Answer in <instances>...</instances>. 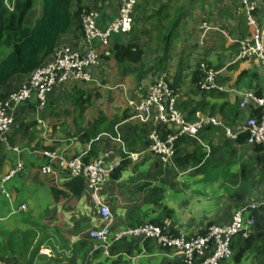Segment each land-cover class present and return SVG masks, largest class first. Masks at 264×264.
Masks as SVG:
<instances>
[{
    "label": "crops",
    "instance_id": "obj_1",
    "mask_svg": "<svg viewBox=\"0 0 264 264\" xmlns=\"http://www.w3.org/2000/svg\"><path fill=\"white\" fill-rule=\"evenodd\" d=\"M140 1L150 3V0H138L135 9L138 16ZM257 1L260 5L255 13L256 24L264 32V0ZM118 4V0H74L71 9H93L98 13L99 25L105 27L117 16ZM190 5L192 4L187 6L182 18L186 21L191 16L189 24L193 19H201L196 25L201 45L194 50L187 45L183 63L179 57L172 60L168 55L163 71L166 73L158 74L157 78L165 76L170 87L174 86L171 88L176 93L178 109L181 104L188 111L197 109L192 119L187 111L179 109L187 120L195 121L196 113L201 112L218 117L225 126L238 132L249 117L258 113L252 106L246 109L240 107L243 96L247 92L264 95L263 60L257 57L238 58L240 41L254 35L255 26L249 23L244 14L238 13V0H219V4L207 12L199 9L201 2L193 8ZM160 8L154 7L153 11ZM195 8L199 10L190 15ZM41 15V7H35L30 19L34 21ZM184 19L180 27L185 24ZM79 20L80 17L77 19L75 15L60 41L61 44L69 43L83 50L84 33ZM192 24L193 22L191 31ZM204 26H209L210 29L203 33L202 38ZM117 34L122 33L113 34L111 46L114 41H120L115 37ZM168 39L169 45L171 38ZM102 54L103 51L102 59L95 67L97 69L92 70L93 80L98 74V67L103 64ZM198 67L204 77L209 68L219 71L216 78L218 88L200 87L201 90H198L197 85L192 82V74ZM27 76L15 75L2 86L0 92L7 94L18 89ZM157 78H150L145 84L137 86L135 98H142L143 92L149 87L147 96ZM52 93L53 91L49 93L46 102L38 107L35 93L21 103L7 143L0 139L1 180L15 168V158L22 167V160L26 166L16 187L10 183L8 191L2 185L0 191V261L5 264L12 262L6 258L15 257L12 247L5 249L7 238L13 234L19 239L34 237L33 235L45 239L30 264H184L183 256L175 250L162 248L155 240L144 237L120 240L112 245L115 246L113 252L112 247L108 253L105 252L87 233L90 219L98 215L85 188L86 183L84 182L82 195L63 194L61 197L59 195V199L55 198L52 186L65 191L64 185L70 181L67 178L69 173L65 167L56 163H59L58 160L51 162L46 154H42L43 151H55L63 159L82 153L84 158L89 156L92 160L105 150L113 149L116 160L122 164L126 161L122 169L113 173L107 181L102 193L115 226H136L148 220L162 223L174 233L183 232L191 237L190 234L211 224L229 225L234 210L254 200L252 196L257 192L256 175L264 178V147L257 151L256 145L248 144L244 136L243 142H239L241 134L237 139H230L224 126L207 125L196 137L188 135L191 138L188 137L178 146V149L194 155L193 164L178 166L175 154L168 164H164L158 155L146 152L148 132L145 129L150 124H143L138 117H135L138 120H134L135 106L130 119L128 116L116 115L108 121L102 115L89 125H77L76 135L70 136L62 132L65 120L60 117V109L53 106ZM76 107L79 109V117H82L85 109ZM153 113L154 110L150 117ZM97 123L100 124L97 126L98 132L86 137L85 131ZM38 125L39 129L36 128ZM108 125L109 128H105ZM159 128L161 129L160 123ZM161 131L163 134V129ZM178 132V127L174 126V132L171 133L177 135L176 139L182 135ZM131 153L139 155L135 159L129 156ZM45 165L52 167V172L44 175L42 168ZM262 211L264 210L256 212L260 218ZM15 215L19 217L15 218ZM12 218L13 221L5 225ZM254 234L256 235L255 232ZM262 243L264 242L259 246ZM259 246H256L255 251L259 256L258 264H264V251H260ZM233 263L235 262L226 264Z\"/></svg>",
    "mask_w": 264,
    "mask_h": 264
},
{
    "label": "built area",
    "instance_id": "obj_2",
    "mask_svg": "<svg viewBox=\"0 0 264 264\" xmlns=\"http://www.w3.org/2000/svg\"><path fill=\"white\" fill-rule=\"evenodd\" d=\"M244 15L250 24L255 26V34L240 41L238 58L257 57L264 62V32L257 27L255 13L258 10L257 0H240ZM117 16L107 26L101 27L98 21V13L93 9L82 8L79 17L83 27V50L69 43H59L51 60L37 67L30 76L22 82L18 89L2 95L0 93V139L7 143L8 133L15 121L17 108L27 101L33 93L36 95L37 107L43 105L50 92L61 83L74 81H93L92 70L100 63L101 51L111 44L113 34H127L132 30L135 9L138 0H118ZM202 38L209 26L202 27ZM201 38V37H200ZM219 71L209 68L203 80L200 82L202 89L218 88L217 75ZM137 117L143 123H149L152 110L156 113L157 123L150 124L148 135L149 144L146 152L158 155L163 163H169L175 154V140L177 135L162 134L160 126L169 125L178 127V133L196 137L203 126H224L227 137L237 139L240 134L246 135V142L250 145L264 146V95L258 96L254 92H247L240 102V107L246 109L252 106L258 111V115L249 117L238 132L223 124L221 119L213 115H204L197 112L195 121L187 120L177 108V96L173 88L168 84L165 76L157 78L155 84L150 87V93L140 103L134 105ZM45 154L53 162L58 160L61 166L68 171L67 178L83 177L86 190L94 203L97 215L90 219L92 228L89 235L97 241L100 247L108 253L115 242L123 239L131 240L133 237L153 239L164 248L173 249L183 256L184 264H221L232 258V243L235 237L242 235L247 238L249 229L254 220L255 213L264 210L263 200H251L244 206L238 207L229 225H212L200 235L186 236L183 233H174L166 226L145 221L136 226H122L112 229L113 217L109 207L104 202L102 193L107 181L111 178L115 169L121 164L115 159V151L107 149L98 157L85 160L78 154L70 159H63L55 151H45ZM139 154L131 153L135 158ZM22 168L19 163L12 169L3 181H7ZM44 174L52 172V167L45 165L42 168ZM24 206V205H23ZM25 207V206H24ZM0 264H5L0 261Z\"/></svg>",
    "mask_w": 264,
    "mask_h": 264
},
{
    "label": "trees",
    "instance_id": "obj_3",
    "mask_svg": "<svg viewBox=\"0 0 264 264\" xmlns=\"http://www.w3.org/2000/svg\"><path fill=\"white\" fill-rule=\"evenodd\" d=\"M36 1L37 0H0V49L3 46L6 48H10V51L2 59H0V90L2 86L15 75H28V78L37 67L49 62L54 54L56 47L59 45V43H61V35L64 34L70 28L75 15L78 19L79 13L82 8L78 7L75 11H72L71 6L74 0H41L40 3L42 15L39 18L34 19L33 21L30 19V17L33 8H35ZM189 4H192L189 7L193 8L196 4H198V2H196V0H185V2L181 1L179 4H175L174 7L169 3H164L160 9H158L157 11H155V13L151 15L154 16V18L156 19V24L162 28L164 27L165 32L167 31L165 34H162V40H164L165 43V47L163 48L164 55L161 60L158 61V63L154 67H152L154 71L165 69L166 62L169 59L167 55L169 53L168 38L179 27V22L184 16V13L187 10V6ZM191 15H193V13H191ZM79 25L82 29V23L80 20ZM133 29L134 25L132 27V30ZM178 32L179 28L175 33ZM109 52L110 51H108V53ZM103 54L104 55L102 56L107 59L109 58L110 54L107 55L106 50L103 51ZM144 54L145 51L140 48L137 43H124L120 41H116L115 43H113V56L117 62L123 64H142L141 61L144 57ZM203 78L204 74L198 67L192 74V82L197 85L198 90H201L199 81ZM79 82L81 81H74L69 83L73 85L72 90L74 94L72 101L73 104H75L76 106H79L81 109H85L86 106H88L89 104L87 103L89 101V98L85 97V89L76 88V84ZM0 93L2 95L8 94H4L2 92ZM179 109L182 112L187 111L191 119L193 118L192 115L197 110L194 109L188 111L183 104L179 106ZM81 112L83 111L81 110ZM97 126L99 127L100 124L97 123L91 129L86 130V137L88 136V134L91 135L98 132ZM160 127H163V136H165L167 133L174 132V126L173 128H171V126L166 124L164 126L161 125ZM204 127L205 126H203L201 131L204 129ZM105 128H109V125ZM145 130L148 132L149 135L150 127ZM243 136L246 140V135L241 134L238 138L239 142H243ZM83 137L85 138L84 135ZM188 137V135H180L178 136L175 142V163L180 167H185L194 163V155L192 153L178 149V146ZM148 144L149 141L147 139V146ZM262 148L263 147L260 145L255 146V149L257 151H260ZM98 156L99 155H97L96 157ZM85 160H90L89 156H87ZM124 164H126V161L123 164L121 163V165H119V168L117 167L118 169L116 168L113 173L122 169V166ZM23 169H26V166L25 168L23 166L19 171ZM2 182L6 181L2 180ZM84 182L85 181L83 177H76L70 179V181L64 185L65 191H61V189H59L58 187L52 186L53 195L55 198L58 199L59 195L61 197L63 194L65 196H68L70 194L74 196L82 195L85 187ZM152 223H154V221ZM155 224L158 223L155 222ZM201 233L203 234L205 232L202 231ZM33 236L34 237L27 236L25 238L23 237L22 239H19L16 234H13L7 238L5 244L7 246L5 247V249L12 247L13 251H15V253H13L17 257V260L12 261L11 264H30L32 258H34L33 256H35V254L37 253L40 246L45 240L41 239V237H39L38 235ZM234 240V246L239 245V249L235 256V262L238 263L241 261L244 254H246V252L254 246L255 237L253 234H251L247 238H243L242 235H238L236 238H234ZM147 242L145 243V245H147ZM114 248L115 246L112 247L111 252H113ZM259 250L264 251V243L259 246ZM3 254L4 252L2 250V255ZM221 264L226 263L223 262Z\"/></svg>",
    "mask_w": 264,
    "mask_h": 264
},
{
    "label": "rangeland",
    "instance_id": "obj_4",
    "mask_svg": "<svg viewBox=\"0 0 264 264\" xmlns=\"http://www.w3.org/2000/svg\"><path fill=\"white\" fill-rule=\"evenodd\" d=\"M182 0H150L149 4H145V2L139 4V16L135 14L134 18V29L127 34H117L115 37H117L121 42H134L137 43L140 48H142L145 51L144 57L141 61L142 64H133V63H127L123 64L120 62H117L114 59L113 56V45L103 49L102 51L106 50V54H110L109 58H105L103 56V64L98 67V74L95 76V80L91 82H79L77 83V89H85V97L89 98V101L87 103L88 106H86L85 111L82 115V117H79V109L73 104L72 98H73V91H72V85H69V83H61L58 84L52 93V102L53 106L55 108L60 109V117L61 119L65 120V126L62 129V132L66 135H76V126L83 124V125H89L90 122L95 121L98 117H102V115H105V117L108 119V121H111L114 116L120 115L122 117L128 116L129 119L133 117V109H134V103H140L147 94V89L143 92L142 98L138 99L135 98V91L138 88L137 86L141 85L142 83H146L145 81L149 80L150 78L158 77V74H163L166 72H163L164 69L159 71H154L152 67H154L158 60L163 57L165 47L163 38L164 27H160L156 24V19L152 15V11L154 7H161L164 3H169L170 5L179 4ZM201 2V7L199 9H202V11H210L213 10V7L219 4V0H196V2ZM41 0H37L35 7L40 8L41 7ZM148 3V1H146ZM259 1H258V9H259ZM173 6V7H174ZM145 8V10H144ZM34 9V8H33ZM195 8L193 11V15L196 13V10H199ZM150 10V12H149ZM237 10L239 14H245L244 10L242 8L240 0H238V6ZM33 11V10H32ZM173 11V8H172ZM145 12V13H144ZM155 13V10L153 11ZM191 15V14H190ZM205 17V16H204ZM183 19L180 20V24H183ZM191 19L190 17L186 18L187 23ZM206 19V18H205ZM192 20V19H191ZM200 18L193 19V29L190 30L191 23L187 24L184 19V25L180 27L179 25V32L175 33L178 28L175 30L174 33L171 34L170 42H169V55L172 60H174V57H179L181 59V63L184 62V56H185V50L188 49L187 45H189V49L194 50L199 45H201L198 30L196 28V25L200 22ZM187 24V25H186ZM116 41H114L115 43ZM124 42V43H125ZM200 42V43H199ZM186 47V49L184 48ZM10 51V48L1 47L0 49V59H2L8 52ZM101 51V53H102ZM108 51H110L108 53ZM103 55V54H102ZM97 69V68H95ZM162 76V75H161ZM185 84V81L183 82ZM182 84V85H183ZM75 85V84H74ZM54 98V99H53ZM56 98V99H55ZM53 107V108H54ZM102 113L101 115H99ZM59 115V114H58ZM135 117H137V111L134 115V120H138ZM54 119V118H53ZM158 120L156 119V113L154 112L149 123H157ZM144 124V123H143ZM148 124V123H145ZM37 129L40 128V126H36ZM264 147V146H263ZM42 154H45V151H43ZM162 162V161H161ZM19 163V160L17 158L14 159V166L17 168V165ZM23 166L25 168V162L22 160ZM58 164V162H56ZM163 163V162H162ZM167 164V163H164ZM26 169H23L19 171L15 176H13L10 180H7L6 182H2V178H0V191L2 190V185L5 186V188L9 191L10 183L13 184V186L16 187V185L19 184V178L23 176ZM241 174V173H240ZM45 175V174H44ZM255 187L256 194L253 195L252 199L254 200H263L264 201V178L257 174L255 178ZM48 190V189H47ZM1 198V194H0ZM250 202V201H249ZM237 209V208H236ZM235 209V210H236ZM234 210V212H235ZM94 211V209H93ZM233 212V214H234ZM263 215L260 218L256 215L254 220L250 226L249 234H253L255 238L254 240V246L252 249H249L244 254L240 262H235V256L238 251V246H234V241L232 243V252L233 256L231 259L227 260L226 263H230L234 261L233 264H258L259 256L255 252L256 246H259L261 242H264V211H262ZM111 213V211H110ZM112 215V213H111ZM17 216V215H15ZM19 216L15 217L18 218ZM113 217V215H112ZM257 217V218H256ZM8 220V219H7ZM11 221H13V218L9 220V222L5 223V225L10 224ZM216 225L211 224L207 226L205 229L203 227L202 230H199V232L190 234L192 236L200 235L201 232H206L210 226ZM124 225L115 226L114 225V218H113V224L112 229L116 230L117 228H120ZM128 226V225H127ZM253 227H256L257 229L254 230ZM88 230L92 228V224L87 226ZM116 228V229H115ZM253 229V230H252ZM5 230V229H4ZM69 230V229H67ZM87 231V233L89 232ZM256 233V235L254 234ZM183 233V232H181ZM180 233V234H181ZM184 234V233H183ZM187 236V234H185ZM236 238V237H235ZM57 246V245H56ZM54 250V249H53ZM55 254V252H54ZM57 255V252H56ZM256 256V257H255ZM8 261H15L17 260V257H9L6 258Z\"/></svg>",
    "mask_w": 264,
    "mask_h": 264
}]
</instances>
